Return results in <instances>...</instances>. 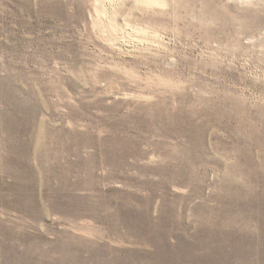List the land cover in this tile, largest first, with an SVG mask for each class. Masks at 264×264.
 <instances>
[{
  "label": "rangeland",
  "instance_id": "1",
  "mask_svg": "<svg viewBox=\"0 0 264 264\" xmlns=\"http://www.w3.org/2000/svg\"><path fill=\"white\" fill-rule=\"evenodd\" d=\"M0 264H264V0H0Z\"/></svg>",
  "mask_w": 264,
  "mask_h": 264
}]
</instances>
